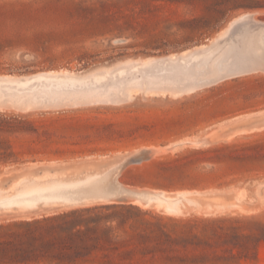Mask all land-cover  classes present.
I'll use <instances>...</instances> for the list:
<instances>
[{
	"label": "rangeland",
	"instance_id": "rangeland-1",
	"mask_svg": "<svg viewBox=\"0 0 264 264\" xmlns=\"http://www.w3.org/2000/svg\"><path fill=\"white\" fill-rule=\"evenodd\" d=\"M0 80V264H264V0H0Z\"/></svg>",
	"mask_w": 264,
	"mask_h": 264
},
{
	"label": "bare ground",
	"instance_id": "bare-ground-1",
	"mask_svg": "<svg viewBox=\"0 0 264 264\" xmlns=\"http://www.w3.org/2000/svg\"><path fill=\"white\" fill-rule=\"evenodd\" d=\"M247 15V14H246ZM245 16V15H244ZM246 17H243V15L242 16H239V17H237V18H235L233 21H231L230 23H229V25H228V29H227V31L229 30V28H231V27H234L236 24H238L240 21H242L243 19H245ZM229 32V31H228ZM228 32L227 33H225V31L223 32V34L225 33V35L226 34H228ZM225 35H222V37L223 36H225ZM46 75H50V73H46L45 75H39V77H46ZM32 77V76H31ZM9 78V77H8ZM26 78V77H25ZM18 80H21V79H18ZM0 81H2V80H0ZM7 81H16V80H12V79H7ZM22 81H25V82H27V81H29L28 80V78L27 79H25V80H23L22 79ZM179 144H181V145H184V144H189V145H195V144H197V141L195 140V139H191V138H189V139H187V140H183V141H181V142H179ZM173 147L174 146H176V144H173L172 145ZM154 148H156V149H158L157 147H154ZM163 149H165V148H163ZM159 150V152H160V148L158 149ZM154 151V150H153ZM161 151H162V149H161ZM156 152L158 153V151L156 150ZM131 155V154H130ZM134 155V154H133ZM133 155H132V159H134L133 158ZM136 155V154H135ZM155 155H153V156H151V157H154ZM150 158V157H149ZM149 158H148V160H149ZM135 160V159H134ZM131 161V160H130ZM129 161V162H130ZM133 161V160H132ZM137 161V160H136ZM144 161V160H143ZM146 161V160H145ZM127 162V161H126ZM141 162V161H140ZM126 164V163H125ZM133 164V163H132ZM132 164H130V165H132ZM135 164H137L136 162H135ZM128 165V164H127ZM129 166V165H128ZM127 166V167H128ZM116 167V166H115ZM120 168H121V166H119ZM125 168V167H124ZM109 169V168H108ZM115 170L117 171L118 170V167H117V169L115 168ZM122 171H123V169H122ZM121 171V172H122ZM113 173L115 172L114 170L112 171ZM114 174H116V173H114ZM91 176V175H90ZM94 176V175H93ZM97 175H95V177H96ZM116 176H118V175H116ZM115 176V177H116ZM111 177V176H110ZM88 178V177H87ZM52 179V178H51ZM78 179V178H77ZM80 179V178H79ZM78 179V181L80 182V180ZM97 179H99V178H97ZM111 179V178H110ZM119 179V178H118ZM83 180H87V179H83ZM56 181V180H55ZM66 181V180H65ZM68 181V180H67ZM72 181V180H71ZM74 181H75V185L78 183V182H76V180H73V183H72V185L74 184ZM82 181V180H81ZM88 181V180H87ZM117 181V180H116ZM120 181V180H119ZM47 182H50V181H47ZM70 182V181H69ZM115 182V181H114ZM22 183V180L21 181H17V183H16V185L15 186H17V185H19V184H21ZM30 183H31V181H30ZM51 183H53V182H51ZM50 183V184H51ZM56 183V182H55ZM62 183H66V182H62ZM83 183V182H82ZM121 183V182H120ZM71 184V183H70ZM70 184H69V186H70ZM79 184V183H78ZM117 184V183H116ZM27 185V184H26ZM25 185V186H26ZM33 185V184H32ZM42 185V184H41ZM57 185H58V181H57ZM62 185V184H61ZM98 185V184H97ZM14 186V187H15ZM20 186H22V185H20ZM23 186H24V184H23ZM23 186H22V189H23ZM48 186V185H47ZM63 186V185H62ZM65 186V185H64ZM68 186V185H67ZM120 186H121V184H120ZM27 187H28V185H27ZM39 187V186H38ZM45 187V186H44ZM58 187V186H57ZM98 187V186H97ZM104 187V186H103ZM130 187V186H129ZM151 187V186H150ZM41 188V187H40ZM52 188V187H51ZM105 188V187H104ZM103 188V189H104ZM16 189V188H15ZM34 189H35V187H34ZM42 190H43V188H41ZM97 189V188H96ZM101 189H102V187H100V189L98 190V191H96V192H94V193H92V195L91 194H89V195H91V196H89L90 198H95V197H97V196H100L101 195V193H103L102 191H101ZM123 189V188H122ZM45 190H46V188H45ZM48 190H49V188H48ZM79 190V189H78ZM95 190V189H94ZM6 191V190H5ZM15 191H18V190H15ZM29 191H30V189H29ZM36 191V190H35ZM34 191V192H35ZM55 191V190H54ZM84 192H85V190H83ZM86 191H87V189H86ZM89 191V190H88ZM154 191V190H153ZM164 191V190H163ZM24 192H25V189H24ZM21 192L23 195L26 193V195H25V197L24 198H30V197H32L33 195L35 196V193L33 192V188H32V191H30L31 192V194H29L28 196H27V193H30V192ZM39 193H42L43 191H38ZM83 192V193H84ZM166 192V191H165ZM164 192V193H165ZM9 193V192H8ZM20 193V192H19ZM19 193H17V194H19ZM21 193H20V195H21ZM81 193H82V191H81ZM88 193V192H87ZM134 193H136V192H134ZM155 193H159V196H157V197H151V195L152 194H155ZM163 192H160V190H159V192H149V196H150V198H149V200L146 202V203H150V201L152 200H155L154 202H158V203H161L162 205H163V207L165 206L168 210H174V209H176V208H178L179 207V200H180V198L178 197V195H179V193H178V195H177V197H175V198H172V197H169L170 196V193L169 194H164ZM176 193V194H177ZM180 193H181V191H180ZM5 194V193H4ZM7 194V193H6ZM13 195H16V197L19 199V198H21V197H19L17 194H14V193H12ZM129 194V193H128ZM175 194V195H176ZM187 194V193H186ZM44 195V194H43ZM53 195V194H52ZM116 195V194H115ZM119 195V194H118ZM122 195H124V194H122ZM130 195L131 194H129V197H130ZM167 195H169V196H167ZM182 195V194H181ZM0 196L2 197V193H0ZM41 196H42V194H41ZM44 196H46V195H44ZM56 196V195H55ZM68 196V195H67ZM81 196V195H80ZM82 196H84V194H82ZM183 196V195H182ZM181 196V198H183ZM186 196V195H185ZM10 196H8V198H9ZM13 197V196H12ZM115 197V196H114ZM135 197V196H134ZM134 197H133V200H135L134 199ZM48 198V197H47ZM58 198H61V199H58ZM65 197H61V196H57V198H53V201L54 202H51V200L49 201V202H51V203H55L56 201H62V200H65L64 199ZM69 198V197H68ZM112 198H113V196H112ZM10 199V198H9ZM5 200V199H4ZM13 200H15V197H14V199ZM13 200H12V202H13ZM28 200V199H27ZM37 200V199H36ZM42 200V199H41ZM70 200V199H69ZM136 200H138L137 198H136ZM11 200H9V202H10ZM16 201V200H15ZM31 201V200H30ZM43 201H46V200H42V203H43ZM114 201V200H113ZM181 201H182V199H181ZM5 201H1L0 203H4ZM19 202H20V200H19ZM27 202V201H26ZM29 202V201H28ZM34 202V201H33ZM36 202V201H35ZM37 202H39V201H37ZM36 202V203H37ZM46 202H48V200L46 201ZM48 202V203H49ZM120 202V201H119ZM127 202V201H126ZM128 202H130V201H128ZM157 202L155 203V204H157ZM36 203H33V204H36ZM59 203V202H58ZM61 203V202H60ZM62 203H64L63 201H62ZM68 203V202H67ZM71 203H74V202H71ZM148 203V204H149ZM43 204H45L46 205V203H43ZM16 205H19L20 206V204H16ZM27 205V204H26ZM157 205H159L160 206V204H157ZM181 205V204H180ZM10 206V205H9ZM19 206H17V208L19 207ZM28 206H30V205H28ZM178 206V207H177ZM4 207H5V205H4ZM11 207V206H10ZM14 207H16V206H14ZM27 208V206H24V208ZM164 207V208H165ZM7 207H5L4 209H6ZM25 208V209H26ZM29 208V207H28Z\"/></svg>",
	"mask_w": 264,
	"mask_h": 264
},
{
	"label": "trees",
	"instance_id": "trees-1",
	"mask_svg": "<svg viewBox=\"0 0 264 264\" xmlns=\"http://www.w3.org/2000/svg\"><path fill=\"white\" fill-rule=\"evenodd\" d=\"M4 130H6V131L15 130V126L13 124H11L6 117H3L0 115V131H4ZM10 155H12L11 151L8 153L2 152V150L0 148V160H6L8 158V156H10ZM17 249L22 250L23 248L21 246H19L18 248L15 247V250H17ZM2 253H4V251H2ZM32 260H33V258L29 254H21V255L15 254L14 260H12V261H14L15 264H18V263L19 264H22V263L28 264Z\"/></svg>",
	"mask_w": 264,
	"mask_h": 264
},
{
	"label": "water",
	"instance_id": "water-1",
	"mask_svg": "<svg viewBox=\"0 0 264 264\" xmlns=\"http://www.w3.org/2000/svg\"><path fill=\"white\" fill-rule=\"evenodd\" d=\"M134 194L138 199L143 200L144 202H147L150 198L149 193L146 191H137ZM157 196H159V193H155L151 195V197H154V198Z\"/></svg>",
	"mask_w": 264,
	"mask_h": 264
}]
</instances>
